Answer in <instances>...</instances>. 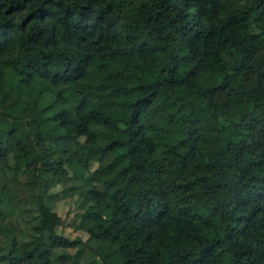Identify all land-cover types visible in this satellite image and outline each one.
<instances>
[{
	"label": "trees",
	"instance_id": "16d2710c",
	"mask_svg": "<svg viewBox=\"0 0 264 264\" xmlns=\"http://www.w3.org/2000/svg\"><path fill=\"white\" fill-rule=\"evenodd\" d=\"M67 180L121 264H264V0H0V264L84 251Z\"/></svg>",
	"mask_w": 264,
	"mask_h": 264
},
{
	"label": "rangeland",
	"instance_id": "374dc122",
	"mask_svg": "<svg viewBox=\"0 0 264 264\" xmlns=\"http://www.w3.org/2000/svg\"><path fill=\"white\" fill-rule=\"evenodd\" d=\"M90 131L96 135L102 133V128L91 125ZM83 139V138H82ZM95 164L88 169L92 172L96 169ZM69 178L72 176V172L68 174ZM50 194H52L49 201L50 209L55 211L60 217V223L57 227V233L63 236L65 239L70 241L81 240L83 243L81 246L85 247L84 251L79 250V246L73 248H57V264H90V262L96 258L104 261L106 264H121V257L118 253L117 245L105 240L101 245L95 248L94 243H88L87 235L84 232L83 227L80 224L78 215L83 212L80 207L81 195L79 188L74 184L73 181L67 180L57 185H53L50 188ZM110 192L107 196L110 197ZM29 218L28 216H17L13 217L10 221H7L4 229L0 231V255L7 253L6 251V237L4 232L11 233L17 236L18 244L16 243L15 253L18 257L22 258L25 251L33 247L37 242L36 238L33 237L28 228ZM11 224V226L9 225ZM93 224V222H92ZM80 243V244H81ZM96 251V256L92 255L90 250Z\"/></svg>",
	"mask_w": 264,
	"mask_h": 264
}]
</instances>
